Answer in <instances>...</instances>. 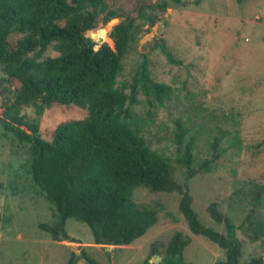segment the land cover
<instances>
[{"label":"rangeland","instance_id":"374dc122","mask_svg":"<svg viewBox=\"0 0 264 264\" xmlns=\"http://www.w3.org/2000/svg\"><path fill=\"white\" fill-rule=\"evenodd\" d=\"M156 1L108 0L110 6L134 17L142 3ZM137 22L142 28L123 58L117 84L132 81L141 61L154 81L172 88V97L162 105L139 92L138 103L130 106L138 128L152 148L169 157L173 178L182 191L188 185L192 205L206 226L226 232L224 223L210 214L213 202L237 226L240 263L252 258L264 263V235L251 240L240 228L248 214L264 223V0H168L166 10L155 14L153 25L141 18ZM115 23L100 22L95 28L110 24L106 40H95L91 34L95 29L89 36L97 45L103 41L112 45L109 32ZM161 39L177 62L157 46ZM56 54L49 47L44 56ZM17 86L0 71V119L7 111L14 113L7 107ZM87 113L73 105H52L41 115L33 105L19 109L26 120L38 123L46 139L60 122L81 119ZM177 121L186 129V138H195V163L208 158L210 143L221 138L219 144L226 150L210 171L187 178L184 167L176 162ZM4 133L0 123V264H67L72 252L77 256L75 264H90L82 257L83 250L94 264H141L147 258L160 264L176 233L188 239L182 252L185 263L216 264L225 259L222 248L189 229L178 209L179 192L143 186L134 190L133 200L155 208L157 221L130 244H95L90 227L75 218L65 221L68 239L54 236L49 227L56 223L57 211L31 180L27 146ZM44 224L48 227L43 228Z\"/></svg>","mask_w":264,"mask_h":264},{"label":"trees","instance_id":"16d2710c","mask_svg":"<svg viewBox=\"0 0 264 264\" xmlns=\"http://www.w3.org/2000/svg\"><path fill=\"white\" fill-rule=\"evenodd\" d=\"M167 1L142 3L134 17L110 6L108 0H0V71L7 80L18 83L13 103L7 107L14 113L5 112L0 123L4 135L27 146L31 180L57 211V221L49 227L54 236L62 234L68 239L65 221L75 218L90 227L95 244H130L157 221L155 208L133 200L134 190L143 186L151 191H177L181 195L178 209L189 229L224 250L225 259L216 264H241L237 226L223 216L215 202L208 209L212 218L224 223L226 232L206 226L192 205L188 185L182 191L173 178L169 157L152 148L137 126L138 118L130 106L138 103L139 92L162 105L172 97V88L154 81L146 62L141 61L132 81L117 84L123 58L142 28L137 18L153 25L155 14L166 10ZM114 18L118 21L109 32L112 45L105 41L97 45L88 32ZM109 25L93 30V38L106 40ZM14 36L18 37L13 41ZM157 46L177 62L166 50L164 39ZM49 47L55 56H44ZM30 105L37 115L52 105H73L88 113L81 119L60 122L46 139L37 122L19 114L21 106ZM220 139L210 143L208 158L195 163V138H186V129L177 121L175 160L184 167L187 178L212 169L226 150ZM240 228L251 240L264 235V223L254 221L250 214ZM187 243L188 239L176 233L160 264H188L182 255ZM82 257L94 264L84 250ZM76 258L72 252L67 264H75ZM141 264L154 263L147 258ZM244 264L264 263L252 258Z\"/></svg>","mask_w":264,"mask_h":264},{"label":"water","instance_id":"95a60500","mask_svg":"<svg viewBox=\"0 0 264 264\" xmlns=\"http://www.w3.org/2000/svg\"><path fill=\"white\" fill-rule=\"evenodd\" d=\"M116 21H118L117 18H114V19L111 20V22H114V23H115ZM142 56H143V55H142ZM159 258H160L159 256L156 257V259H159ZM155 261H156V260H155Z\"/></svg>","mask_w":264,"mask_h":264}]
</instances>
